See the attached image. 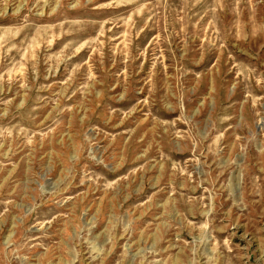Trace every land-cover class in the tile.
<instances>
[{
	"label": "rangeland",
	"instance_id": "obj_1",
	"mask_svg": "<svg viewBox=\"0 0 264 264\" xmlns=\"http://www.w3.org/2000/svg\"><path fill=\"white\" fill-rule=\"evenodd\" d=\"M0 264H264V0H0Z\"/></svg>",
	"mask_w": 264,
	"mask_h": 264
}]
</instances>
